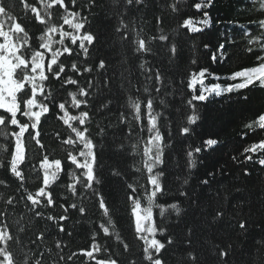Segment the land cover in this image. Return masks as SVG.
Here are the masks:
<instances>
[{
  "label": "snow or ice",
  "instance_id": "obj_1",
  "mask_svg": "<svg viewBox=\"0 0 264 264\" xmlns=\"http://www.w3.org/2000/svg\"><path fill=\"white\" fill-rule=\"evenodd\" d=\"M20 3L26 12L32 14L31 19L41 26V34L37 37L38 45L34 47L25 23L10 11L5 0H0V128L4 129L2 134L6 138H11L10 150L7 144L0 145V150L7 152L10 157L6 163L0 159V168L6 169L20 187H23L26 179L25 169L38 174L41 184L35 193L25 189L27 195L21 197L25 201V207L34 218L50 222L51 226L61 233L65 231L64 221L69 219L70 210L75 209L81 217H85L87 209L83 203H57L52 185L61 181L63 174V178L69 181L65 186L69 195L77 197L87 194L94 198L98 209L102 210V215L106 218L105 222L98 225L99 231L92 233L90 248L81 250V254L93 264H123L115 252L109 251L96 239L101 233V239L113 236L110 229L115 228L113 216L116 211L114 205L107 202L98 190L102 184V163L99 157L103 152L104 141L109 137L110 123H102L97 120V116L112 114L113 108H116V122L119 126L117 130L122 136L116 137V132L112 133L113 143L119 139L115 151L121 156L126 153L139 155L141 166L134 167L133 171L146 180V184L139 183L138 180L129 183L125 173L119 170L111 171L112 176L119 178L124 189L125 210L134 238L142 241L141 256L138 260H128L127 264H168L167 253L178 246L171 228L182 229L184 264H202L192 247L195 229L188 222L187 213L178 203H169L167 207L164 203H158V200H163L172 191L165 176V152L168 151L169 157L173 152L183 155V166H177L182 172L186 168L188 174L182 180L177 176V180H180L178 195L196 205L198 198L192 195L191 190L185 191L183 188L189 185L192 170L197 168L198 163L202 165L206 159L210 160L223 148V142L212 136H200V142L194 143L203 123L200 104L197 102L208 105L216 97H226L231 101L229 109L226 110L230 112L236 106L246 107L250 104L249 96L242 93V90H264V55L261 54L264 53V19L250 21L256 27L254 35L247 31L246 25L240 26L245 29L247 43L259 45L258 50L251 46L244 49L254 55L256 64L232 71L226 79L234 83L226 86L210 85L206 84L209 77H220L210 72L207 67L193 70L192 66H196L198 60L186 57L185 49L189 34L209 35L207 30L212 27V18L208 9L213 7L214 0H161L158 7L162 14L155 16L156 31L151 36L144 33L143 28H130L129 23L125 22L126 12H138L140 6L146 4V0H123L125 11L114 14L117 18L114 31L122 41L132 46L133 58L138 63L136 74L125 68L117 85L115 77L108 75L110 67L105 58L97 56L96 61L89 63L92 54L99 53L103 47L102 34L92 30L88 16L72 10L76 7L77 0H69L68 3L65 0H34V3L20 0ZM113 3L118 5L120 0H113ZM257 3L258 8L254 5L253 10L264 16V0H257ZM89 4L95 5L96 0H89ZM192 9L199 14V18L190 14ZM50 10H62V23L53 22ZM169 12L177 18V26L171 32L163 27V14ZM65 26L68 30H65ZM227 43L232 44L234 41L228 38ZM209 47L207 43L203 45L204 49ZM62 57L64 59H61ZM69 58L72 62L66 68ZM210 59L218 64L229 63L231 55L226 43H220L212 51ZM95 73L101 74L103 79H97ZM55 82L59 83V89L62 90H57V95H53V90L47 86ZM114 87L116 94L112 98H106L104 92H111ZM121 90L129 93L124 105L119 104L122 98ZM234 94L239 95L233 99ZM176 95L180 96L179 101L169 99ZM141 96L145 98L142 100ZM121 108L124 110H120ZM70 109L75 110L76 114H72ZM126 111H130V117L126 115ZM18 115L22 119L26 118L25 122L18 119ZM53 117L61 121L70 133L66 137H62L60 132L55 133V138L60 144L68 146L65 158L67 165L62 159H50L52 154L42 142V121L47 123ZM165 125L175 126V134L162 131ZM12 127L15 130L7 131ZM93 127L95 132L91 131ZM245 127L253 131L264 130V109ZM145 132L146 136L141 135ZM26 134L36 146L34 151L38 154V163L32 162L30 150L25 142ZM133 137H136V142L129 147L125 140ZM241 155L242 161H238L237 156H233L232 160L264 166V158H260V155H264V139L245 147ZM211 168L215 170L207 172V178L200 181L202 186H210L215 176L221 174L214 162L211 163ZM244 174L251 173L245 168ZM0 185L10 186L7 179H0ZM18 202L15 197L5 201L9 206ZM55 208L62 209V213L58 216L50 212L46 214V210ZM156 209H159V217L162 218L159 223L154 211ZM172 213L175 214L176 222L164 226L166 214ZM6 216L7 213L0 211V264H18L12 245L19 241L6 221ZM224 216L222 209H213L210 225L223 223ZM234 219L239 234L246 235L251 227L249 219L243 216ZM45 238V232H39L32 243L36 244ZM115 239L122 246L124 253H130V244L125 242L119 233H115ZM259 243L264 247V241ZM216 247L220 264H228L232 245ZM56 248H61L59 241ZM101 252L103 256L97 258ZM76 255L72 253L68 259L71 260ZM43 256L44 253H39V257ZM63 259L61 255L60 260ZM23 264H30L28 256H25ZM33 264H43V261L36 258Z\"/></svg>",
  "mask_w": 264,
  "mask_h": 264
},
{
  "label": "trees",
  "instance_id": "obj_2",
  "mask_svg": "<svg viewBox=\"0 0 264 264\" xmlns=\"http://www.w3.org/2000/svg\"><path fill=\"white\" fill-rule=\"evenodd\" d=\"M66 3L69 0H65ZM6 5L9 6L10 11L21 19L29 33L30 42L34 47L38 45L37 37L41 34V26L37 25L31 19V13L25 11L20 3V0H5ZM29 3H34V0H29ZM161 0H146V4L140 6V10L127 11L125 14V22L129 23L130 28L136 27L137 29L143 28L144 33L151 36L156 31V15H161V10L158 7ZM254 5L258 8L257 0H214L212 8L208 12L212 18V27L207 30L209 35L203 36L201 34H189L188 44L185 49L186 57L198 60L196 66H192L193 70L199 67H207L210 72L215 73L220 79H213L209 77L206 84H220L226 86L229 83H234L226 79L228 75L234 70H240L243 67H249L256 64L254 55L247 53L244 49L246 47H253L259 49V45H249L247 43L248 37L244 35L245 29L241 25L247 26V31L250 34L256 33V27L250 21L257 19H264L260 12L253 10ZM42 7V5H38ZM72 10L79 11L81 15L88 16L92 25V30L102 34L103 47L99 53H93L89 63L96 61L97 56L103 57L109 64L110 71L108 75L115 77V83L118 85L121 80V74L124 73L125 68H129L136 74V64L132 53V46L125 41H122L118 34L115 33L114 28L117 24V18L114 15L118 11H125L123 0L120 3L114 4L113 0H96L95 5H90L89 0H77V5ZM52 11V19L54 23H62L60 16L63 14L62 10L59 12ZM190 14L199 18V14L194 9ZM164 25L166 31L171 32L177 26V18L169 13L163 14ZM87 27V25H86ZM65 30L67 26H65ZM131 37V33L129 34ZM58 39V36L56 37ZM178 39L180 37H177ZM231 38L234 41L228 44L227 40ZM68 43V41H66ZM207 43L210 45L209 49H204L203 45ZM220 43H226L231 60L226 64L214 63L211 59V53ZM195 44V48H193ZM264 55V53H261ZM61 59H64L63 57ZM81 60L83 57L80 58ZM122 61H124L122 63ZM71 58L66 61L67 65L70 64ZM79 63V61H77ZM97 79L102 80L103 76L95 73ZM75 78V77H74ZM91 78V76H89ZM238 82V81H236ZM53 90V95H57L59 83L47 85ZM62 92V90H60ZM114 87L111 92L105 91L106 98H112L116 94ZM242 93L247 94L250 99V104L246 107L236 106L230 112L229 109L231 101L226 97H216L211 100L208 105H203L200 102V112L202 115V126L198 130L199 135L194 138V143L200 142V136H212L218 138L223 142L222 150L217 153L213 158L206 159L201 165L198 163L196 169L192 170V175L189 179V185L184 186L183 190H191L192 195L197 197L196 205L178 195L177 189L180 187V180L186 176L187 169L183 172L177 164L183 166L184 158L179 152H173L171 157L166 150V179L169 182V187L172 191L163 200H158V203H164L165 207L169 203H178L182 209L187 213V220L195 229L193 234L192 247L195 253L199 256L202 264H220L219 258L216 256L217 245L221 248L228 244L232 245V255L229 258L228 264H264V247L260 246L261 241H264V166H260L253 162L239 163L233 161L232 157L237 156L238 161L243 160V149L251 143L258 142L264 139V130H251L245 127L247 123H251L259 114L260 110L264 109V90H242ZM187 95V92L185 93ZM122 98L119 101L120 105L127 102L129 93L126 90H121ZM239 94H234L233 99ZM145 97L141 96L143 100ZM170 100H180V96L176 95ZM116 101H114V104ZM120 110H124L121 108ZM159 110V109H157ZM72 114H76L75 110L70 109ZM51 115V114H49ZM103 115V119H102ZM118 115L117 109L113 108L112 114H99L97 120L104 124L110 123L109 137L104 141L103 152L99 159L102 163V184L98 190L105 196L107 202L115 207V215L113 221L115 228L110 229L113 232L111 238L101 237V233L97 236V241L109 251L115 252L117 257L127 264L130 259H137L142 254V241H137L134 238L133 229L127 211L125 210L124 189L118 177L112 176V170H119L125 173L127 182L132 183L138 180L139 183H145L146 180L139 174L133 171L134 167L141 166V157L139 155H131L126 153L121 156L116 153L115 145L119 143V139L113 143V132H116V137H121L116 116ZM126 115L130 117V111H126ZM222 117V118H221ZM18 119H22L18 115ZM26 118L22 119L25 122ZM134 125V122H133ZM135 126V125H134ZM15 130L14 127L9 128L7 131ZM164 132L171 131L173 134L176 132L175 126L165 125L161 129ZM4 129L0 128V145H8L9 150L11 144L9 143L10 137H5ZM92 132L96 129L93 127ZM139 130L137 129V132ZM60 132L62 137L70 134L66 126L62 125L61 121L56 120L54 117L49 119L47 123L42 121L43 143L48 151L52 154L50 159L59 158L67 165L66 155L68 146L60 144L55 138V133ZM146 136V132L141 134ZM25 142L30 150L32 162L38 163V154L34 151L35 145L25 136ZM126 144L130 145L136 142V137L126 139ZM175 146V142H173ZM7 152L0 150V159L5 163L9 159ZM264 158V155H260ZM256 157L254 156V160ZM215 163L216 167L221 170V174H217L210 184V186H202L200 181L207 178L211 163ZM27 163V161H26ZM247 168L251 173L250 175L244 174V169ZM67 170V168H66ZM25 181L23 187L10 174L6 169L0 168V179H7L9 187L0 185V211L7 213L6 221L11 227L13 234L17 237L19 243L12 245V251L15 252L18 264H23L25 256L30 258V264H33L36 258H41L43 264H93L92 261L86 259L81 250H87L92 243V233L99 231L98 225L105 222L102 215V210L98 209L97 203L94 198L89 197L87 194H81L77 197H71L66 191V184L69 182L63 178L61 174V181L53 184L54 197L57 203L65 204L67 202H77L78 205L83 203L86 206V216L81 217L78 211L72 209L68 212L69 219L64 221L65 231L59 232L57 228L51 226L50 222L34 218L33 214L25 207V201L21 199L26 196L27 192H33L41 184L36 172H30L25 169ZM27 189V192H25ZM11 197H15L18 203L9 206L5 201ZM67 198V200H66ZM213 209H222L225 213L223 223H218L215 226L210 225L213 215ZM158 223L162 218L159 217V209L154 210ZM50 212L52 215L58 216L62 213V209L55 208L54 210H46V214ZM241 216L247 217L251 223L249 232L246 235L239 234L235 226L236 219ZM176 222L175 214H166L164 218V226L174 224ZM23 229V231H20ZM173 238L178 241V246L173 248L167 253L168 264H184L183 257L185 256L182 229L171 228ZM45 232L46 238L43 241H37L33 244L36 234ZM69 233H71L69 235ZM115 233H119L121 238L130 244V253H124L122 246L115 239ZM60 242L61 248H56V243ZM44 253L43 257H39V253ZM72 253H76L71 260L68 259ZM64 259L60 260V256ZM101 252L97 258H101Z\"/></svg>",
  "mask_w": 264,
  "mask_h": 264
}]
</instances>
